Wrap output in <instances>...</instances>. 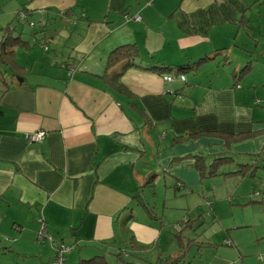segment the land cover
<instances>
[{
  "label": "crops",
  "instance_id": "crops-1",
  "mask_svg": "<svg viewBox=\"0 0 264 264\" xmlns=\"http://www.w3.org/2000/svg\"><path fill=\"white\" fill-rule=\"evenodd\" d=\"M261 6L257 0H0V28L15 25L21 37L28 31L27 44L14 48L21 70L0 65V235L22 243L23 253L33 250L35 259L24 264H50L59 243L73 247L66 264L103 255L119 237L161 245L155 221L200 219L202 209L190 207L188 194L211 193V184L212 193H225L249 171L237 172L241 165L264 162L263 96L248 49ZM19 10L28 11L26 21ZM239 34L246 46L237 45ZM130 45L131 60L108 65L113 50ZM246 64L250 69L240 75ZM38 130L44 138L28 141L26 134ZM214 176L223 179L210 181ZM161 191L158 217L153 208ZM147 195L152 211L143 203ZM212 207L208 215L220 221ZM39 218L54 244L34 243ZM252 238L241 244L230 238L241 262L256 255ZM187 244L180 241L168 256L184 257ZM232 256L216 250L203 264H229Z\"/></svg>",
  "mask_w": 264,
  "mask_h": 264
},
{
  "label": "rangeland",
  "instance_id": "rangeland-1",
  "mask_svg": "<svg viewBox=\"0 0 264 264\" xmlns=\"http://www.w3.org/2000/svg\"><path fill=\"white\" fill-rule=\"evenodd\" d=\"M258 9L260 14L257 18V24L253 22V27L249 30L252 44L248 49L251 52V65L254 67L253 70L256 77L254 81L258 84L256 85V91L263 96L260 100L264 110V6ZM27 33L28 31H24L23 34L28 37ZM25 35L22 36L23 39H25ZM236 43L237 45L239 43L246 46L247 42L245 41L244 34H239L236 37ZM232 46L231 52L237 56L239 49L234 47V45ZM235 62H239L237 57ZM187 76L191 77L192 74L187 73ZM261 156L264 157V152L261 153ZM252 162L256 163L250 165L246 176L242 178V182L237 184L238 180H232L230 186L225 189V193H218V195L212 193L214 188H212L213 185L211 184L209 188L211 193L202 194V189H200L188 194L192 198L190 207L193 210L202 209V212L198 213V216L200 214L199 220L162 221V223L155 221L158 223L157 225H161V230H163V243L161 245L158 244L159 241L154 242L153 240L151 243H138V246H135L130 241V236H127L126 239L119 237L118 241L120 242L117 245H113L103 252L106 263L169 264L173 260V258L168 256L169 252L170 254L177 253L179 251L178 243L180 244V241L183 240L184 243L190 242V245L188 246L187 244V247L182 251L186 255L181 257L183 262H178V264L208 263L213 260L216 250L225 254H234V256L230 257L229 264H264V254L259 253L264 252V242L255 241L252 243V240L254 241L264 235V162L261 158L257 160L253 159ZM209 179L210 181H221L223 177L219 176L218 178L214 176ZM234 189L236 191L232 193ZM141 197L143 198V196ZM197 197L201 199L200 203L194 201ZM164 198L163 191L155 194L157 204L155 207L153 206V213L158 217L160 216ZM152 202L150 195H147L143 202L150 211H152ZM170 204L166 200L164 206H171ZM212 206L218 207L220 221L214 216L215 213L212 216L208 215V210L211 211V208L213 210ZM165 211L169 213L170 209L166 207ZM187 213L191 214L190 211H187ZM230 221H237L239 223H231ZM239 225L240 227L235 229V226ZM166 232H170L168 236V241L171 242L170 245L164 243ZM248 235H253L250 242V250L256 255L244 258L243 262H241V259L238 257L242 255L240 252L236 254L235 251L237 247L235 248V245L229 246L225 240L230 241L232 239L241 244L240 238H246ZM4 238L5 235H0V264H24L35 259L34 257L36 256L33 255V250L23 253L19 246V244L23 246L22 243H16L15 239L10 237L5 238V241L3 240ZM34 243L37 246L42 245L36 239H34Z\"/></svg>",
  "mask_w": 264,
  "mask_h": 264
},
{
  "label": "trees",
  "instance_id": "trees-1",
  "mask_svg": "<svg viewBox=\"0 0 264 264\" xmlns=\"http://www.w3.org/2000/svg\"><path fill=\"white\" fill-rule=\"evenodd\" d=\"M257 2L259 4H263L264 0H257ZM34 25L35 24H33V26H31V27H34ZM45 25H46V20L45 19L41 20L40 26L43 27ZM15 30H16L15 25H13V26L6 25L5 27L0 28V31L2 32V39L0 40V65H3L4 66L3 68H5L6 70L18 73L21 70V67H19V65L17 64V61L15 59L14 48L20 44H27V41L23 40L22 37L20 36V33H16ZM135 54H136V52L131 45L127 46V47H124V46L118 47L116 50H113L110 53L109 58H108V65H113V64H115L119 61H122V60H126V61L131 60V57H133ZM152 68H154V70H157L160 73H162L164 71H169L168 68H165V69H162L160 67H152ZM185 68L186 67L178 68L177 70L179 72H182V71H184ZM187 68H189V66ZM249 69H250L249 65L246 64L241 68L239 74L240 75L242 73L245 74V73H247V71ZM17 75H21V74L19 73ZM180 76H183V75L181 74ZM180 76H179V78H180ZM182 81H184V80H182ZM249 167H250V165H248V164L241 165L239 168V171H237V172L242 173L246 168L249 169ZM209 172H210V174L214 173L212 171H209ZM225 242H227V240H225ZM231 244L232 243H230L229 245H231ZM182 256H183V254H180V257L173 258V260L169 264H178V262L180 263L181 261H183V259L181 258ZM78 264H107V263L104 260L103 255H97L91 259L81 260Z\"/></svg>",
  "mask_w": 264,
  "mask_h": 264
},
{
  "label": "built area",
  "instance_id": "built-area-1",
  "mask_svg": "<svg viewBox=\"0 0 264 264\" xmlns=\"http://www.w3.org/2000/svg\"><path fill=\"white\" fill-rule=\"evenodd\" d=\"M27 14L28 11L19 10L17 12V17L21 21H26ZM135 19H137V17H135ZM33 24H34L33 21L29 22L30 26H33ZM44 49H47V46H44ZM163 79L164 81H171L172 77L170 75H164ZM180 79L184 80V77L180 76ZM235 87H240V86L236 85ZM44 136H45V131L43 130H38L33 133L26 134L27 140L31 142H39L44 138ZM208 213H210V211ZM39 221L41 223L36 233V241L38 243H43L45 241H48L50 244L52 243L54 244L53 237L51 233L48 232V230L45 228L44 223L42 222L43 221L42 218H39ZM227 244H230V242L227 241ZM72 248H73L72 246H65L62 243L54 245L55 254L50 264H66V255L72 250Z\"/></svg>",
  "mask_w": 264,
  "mask_h": 264
},
{
  "label": "clouds",
  "instance_id": "clouds-1",
  "mask_svg": "<svg viewBox=\"0 0 264 264\" xmlns=\"http://www.w3.org/2000/svg\"><path fill=\"white\" fill-rule=\"evenodd\" d=\"M228 242H230L231 243V241H228ZM227 243V242H226ZM39 244H43V243H39ZM229 245V244H228ZM185 264V263H184ZM187 264V263H186Z\"/></svg>",
  "mask_w": 264,
  "mask_h": 264
}]
</instances>
